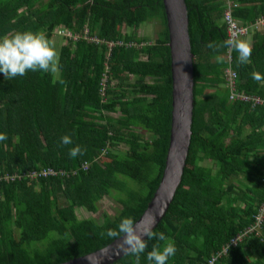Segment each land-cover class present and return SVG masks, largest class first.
<instances>
[{"label": "trees", "instance_id": "16d2710c", "mask_svg": "<svg viewBox=\"0 0 264 264\" xmlns=\"http://www.w3.org/2000/svg\"><path fill=\"white\" fill-rule=\"evenodd\" d=\"M237 2L234 17L243 24L264 15L261 1ZM186 4L195 69L193 135L182 183L154 231L175 243L167 264L214 258L215 264H264V222L255 227L264 203V107L230 101L229 48L213 53L207 47L227 39L225 1ZM151 21L162 26L154 41L137 33ZM61 27L78 40L62 45L59 77L29 71L9 80L0 73V133L7 134L0 141V172L68 173L0 182V264H61L106 247L114 240L101 233L124 217L138 221L165 170L172 71L163 0H0V37L30 30L52 40ZM85 29L100 42L84 39ZM254 38L251 62L238 65L233 50L232 66L238 91L264 98V83L251 78L253 71L264 75V28ZM64 135L71 145H61ZM75 146L84 154L71 158ZM105 197L121 205L117 215L102 223L77 216L79 206L96 213ZM146 241L140 264H148L147 252L157 243ZM115 264H136V258Z\"/></svg>", "mask_w": 264, "mask_h": 264}, {"label": "water", "instance_id": "95a60500", "mask_svg": "<svg viewBox=\"0 0 264 264\" xmlns=\"http://www.w3.org/2000/svg\"><path fill=\"white\" fill-rule=\"evenodd\" d=\"M172 71V123L165 170L146 211L137 221L156 229L166 216L182 183L192 140L195 107L194 54L192 52L189 13L186 0H163ZM147 236L144 237L147 240ZM116 239L93 253L61 264H115L126 255Z\"/></svg>", "mask_w": 264, "mask_h": 264}, {"label": "clouds", "instance_id": "9594fccd", "mask_svg": "<svg viewBox=\"0 0 264 264\" xmlns=\"http://www.w3.org/2000/svg\"><path fill=\"white\" fill-rule=\"evenodd\" d=\"M207 47L213 53H219L221 49L225 48L234 50L238 54V65H246L251 62L253 49L245 39L229 38L219 43L210 41ZM214 58L218 63L224 62L222 55L216 54ZM59 70V53L43 31L32 32L29 30L0 37V73H3L6 79L23 77L29 71L55 75ZM251 78L258 84L264 83V75L257 71L251 73ZM60 83H65V81L61 80ZM6 139L7 134L0 133V141ZM60 143L63 146L71 145L72 139L69 135H64L60 138ZM83 154L84 151L80 146L69 149L71 158ZM154 225V218L152 225L143 227L142 223H137L134 217L128 216L122 218L116 228H109L102 232L101 236L120 240L118 245L120 251H123L126 256H134L136 264H140V257L148 247L144 237L147 236L148 240L155 239L157 243L152 246L150 252H147L148 264H167L169 258L176 254L177 249L175 243L164 232L152 230ZM161 241L164 242L163 246L159 243Z\"/></svg>", "mask_w": 264, "mask_h": 264}, {"label": "built area", "instance_id": "2783aa9c", "mask_svg": "<svg viewBox=\"0 0 264 264\" xmlns=\"http://www.w3.org/2000/svg\"><path fill=\"white\" fill-rule=\"evenodd\" d=\"M225 1V6L226 9L224 11L223 15V21L226 26L227 30V39L229 38H236V39H243L251 36L257 31H261L262 28L264 27V17L261 19L257 20L256 22L250 24V25H242L235 17H234V10L237 9L238 3L236 0H224ZM56 34L64 39H73V40H78V37L72 35L71 32H69L66 28H59L56 31ZM84 39L93 42V43H99L100 41L97 38H92L88 36V30H85L84 33ZM111 46L113 44H110ZM229 61L232 59V49H229ZM227 75V81H228V86L232 91L231 99L232 100H242L245 102H251L254 105H263L264 106V99L256 98V97H251L247 95H242L238 94L236 92V79H237V74L229 68L226 72ZM86 168V167H85ZM65 172L63 171H56L51 168H46L42 170H32L28 172H19L15 174H2L0 172V182L1 181H6V182H14L17 180H22L26 179L29 181H34L40 178H48V177H57V176H64ZM264 221V204L261 207L258 215L256 216L255 220V227H261ZM254 227L253 228H248L241 234H239L232 242L231 245H236L239 242L243 240V238L251 233H253ZM230 244L223 249V253L227 251V248L231 246ZM216 258L211 260L209 264H215Z\"/></svg>", "mask_w": 264, "mask_h": 264}, {"label": "rangeland", "instance_id": "374dc122", "mask_svg": "<svg viewBox=\"0 0 264 264\" xmlns=\"http://www.w3.org/2000/svg\"><path fill=\"white\" fill-rule=\"evenodd\" d=\"M161 30H162V26L158 21H151L142 25L138 29L137 33L139 37H145L150 39L151 41H154L157 38L158 34L161 32ZM128 32L130 33L132 32V30H127L126 33ZM51 41L54 44L55 49L60 54V49L66 41L56 34ZM55 77H59V71L58 73L55 74ZM114 116H118V114ZM205 165L211 166V163H205ZM127 183L133 185V182L131 180H128ZM112 194L115 197L117 196L116 192ZM98 206L99 209L96 213H90L85 208L79 206L76 209L77 216L80 219H93L97 223H102L105 216L113 217L117 215L121 209V205L113 197H105L101 202H99Z\"/></svg>", "mask_w": 264, "mask_h": 264}, {"label": "bare ground", "instance_id": "6f19581e", "mask_svg": "<svg viewBox=\"0 0 264 264\" xmlns=\"http://www.w3.org/2000/svg\"><path fill=\"white\" fill-rule=\"evenodd\" d=\"M243 39H245V38H243ZM112 46H113V45H112ZM112 46H111V47H112ZM232 51H233V50H232ZM228 52H229V49H228ZM228 55H229V53L227 54V60H228L229 65H228V68L226 69V72H227V70H228L229 68H231V69L234 71L233 66H232V59H231V61H229ZM231 55H232V53H231ZM194 70H195V69H194ZM234 72H235V71H234ZM235 73H236V72H235ZM236 74H237V73H236ZM226 79H227V75H226ZM237 80H238V75H237V79H236V92H237L238 94L247 95L245 92H242V93H241V92L238 91ZM227 88L230 90V101H232V102L239 101V102H243V103H246V104H251L253 107H257V106L264 107L263 105H254V104L251 103V102H245V101H242V100H232V99H231L232 91H231V89H230L229 86H228V81H227ZM247 96L260 98V97H257V96H255V95H247ZM260 99H264V98H260ZM85 167H86V168H85ZM84 169H87V166H84ZM63 172H65V171H63ZM67 175H68V173L65 172V175H64V176H61V177H65V176H67ZM263 204H264V203H263ZM263 204L259 207L258 213H259L261 207L263 206ZM257 215H258V214H257ZM263 222H264V221H263Z\"/></svg>", "mask_w": 264, "mask_h": 264}, {"label": "crops", "instance_id": "0c3cea01", "mask_svg": "<svg viewBox=\"0 0 264 264\" xmlns=\"http://www.w3.org/2000/svg\"><path fill=\"white\" fill-rule=\"evenodd\" d=\"M237 1V0H236ZM260 1H261V5L262 4H264V0H258V2H257V5H260ZM238 3V2H237ZM238 7H240V4L238 3ZM262 17H264V15H262V16H260L259 18H257L254 22H256L257 20H259V19H261ZM240 22V21H239ZM254 22H252V23H254ZM242 25H250V24H252V23H246V24H243L242 22H240ZM63 28V27H62ZM264 28V27H263ZM262 28V29H263ZM86 30V29H85ZM57 31V30H56ZM257 32H260V31H257ZM257 32H255L254 34H252L251 36H249V37H247V38H245V40H247L249 43H250V45L251 46H253L254 45V42H255V38H254V36H255V34L257 33ZM57 35V34H56ZM64 39V38H63ZM65 41H66V39H64Z\"/></svg>", "mask_w": 264, "mask_h": 264}]
</instances>
